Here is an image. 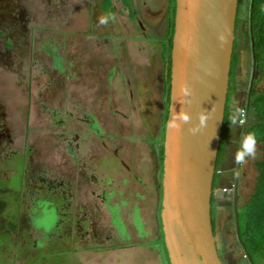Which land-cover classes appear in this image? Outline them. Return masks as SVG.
<instances>
[{
    "label": "flooded vegetation",
    "instance_id": "af4514ba",
    "mask_svg": "<svg viewBox=\"0 0 264 264\" xmlns=\"http://www.w3.org/2000/svg\"><path fill=\"white\" fill-rule=\"evenodd\" d=\"M88 2H90V0H44L45 5L51 6L54 14L59 17L72 13L75 8L80 9L79 14L81 16L91 14V10L89 12L86 8V3L88 4ZM28 10L29 9L23 5L22 0H0V27L3 29L6 27V24H9V31L13 33L20 30L25 37H28L31 32L30 24L35 17L33 14L31 15ZM45 13H48L47 8L45 9ZM138 16H136V18L134 17V20L138 22L141 30H144L148 33L149 37H152V35H150L152 33L147 24V20L143 22L138 19ZM238 24L239 22L236 23L235 40L237 50L239 46L237 37ZM148 31H150V33ZM164 42L165 40H163L162 48L164 47ZM27 45L30 47L33 44L30 45V43H27ZM46 47L48 51L45 57L41 58L43 61V73L51 75V67L55 65V55L51 51V46ZM242 51H245L244 48ZM253 65L254 62L248 74L247 94L250 92H264V82L261 81L262 79H259V75H257ZM47 81L49 82L44 84V91L40 94L41 99L39 97V100L36 101V108L43 116H50L51 123L54 124V126L50 125L49 127V134L51 135L49 139H42L37 143L35 142V144H30L28 142V129L25 151L23 152L15 149L13 145H11V142H9H13V140L10 139L7 114L3 111V108H0V134L5 135L6 138L4 142L0 141V172L3 173L0 175V258L3 257L0 264H9L12 260H14L15 264V261L21 257L23 258V262L32 259L34 264H41L44 261L41 255L42 251H47V249L50 248L51 240L55 239L56 236L65 239V242H67L69 246H73L74 244L76 247L72 250L78 252L82 249L102 250L107 246V242L111 243L110 248L125 246L112 241L114 240L113 231H111L108 226L104 227L101 225L100 214L102 212L100 210L102 209V204L109 210L111 226L117 234L119 233L121 240L127 243L130 240L126 221L120 212V207L123 203H115L118 201L116 197H119L120 194L123 195V192L115 188L108 190L104 185L98 186L99 169L97 163L96 167H90L93 171L90 170L89 172L87 171V173L84 171V169H86L84 165L88 164L92 166V162L89 164L87 161L88 152L96 150L104 154V148L108 149L106 152H109L110 144L107 143L105 139L106 135L103 134L102 127L100 126L101 123H99V120L97 121L98 118L89 115V113L82 114L75 119L73 117V112H70L66 108V87L59 85V81ZM32 102L33 101L29 103L30 109L32 108ZM49 103H53L51 107ZM163 115L165 116V114ZM92 134L98 137L100 143H95L93 141L94 139H90ZM115 135L117 134L112 136L109 135L110 137L108 136V139L111 138V140L116 141L117 137H115ZM52 148H55V150L56 148L59 149L61 153L60 160L55 161L49 159L48 154ZM2 149H4L3 152H1ZM111 152L114 155L110 156L107 153V157H104V155L101 156V154L99 157V160L100 158L107 159V163H109L110 167L107 174L113 170V164L119 165L120 163L122 168L126 165L129 170V165L125 162L124 157L119 158V150L116 148ZM16 158L21 159L15 163L12 162L15 161ZM76 162L78 164L82 163V167H75ZM244 162H241L242 164L240 165L239 172V163L237 162L238 164L235 166L236 174L239 179V199L237 203H235L234 189L230 192L224 190L228 197L227 203H230V205L226 207L221 205L220 207L222 212L229 211V218L233 219H231L233 228L231 230L229 229L228 232H233L236 234L237 238L239 208L253 193L248 194L246 198L244 196V188H246L250 182L247 180L249 177L248 172L252 170L251 166L257 169V165L251 161L248 162L247 158ZM159 164L161 167L160 159ZM248 165L251 168L250 170L249 167H246ZM11 167L14 169V174L9 177L6 175L5 170ZM118 169L119 166H117L116 171L119 174L121 171ZM113 173L115 172L113 171ZM78 175L84 177V179H81L78 183L80 186H90V193L87 196L83 195L84 197H82L81 193L74 192L75 188H77L76 181ZM14 176H17L21 180L22 185L20 191L22 192V196H20L18 200H9L4 198L2 194L9 190L5 182L11 180ZM136 176L139 180V176L137 174ZM162 177L163 170L160 182L161 194ZM236 178L237 177L234 176V180L229 187L235 185ZM94 181L95 186H92ZM108 181V184L112 183L111 180L108 179ZM79 185L78 187H80ZM222 188L224 189L225 187ZM213 197L215 198V196ZM115 199L117 201L114 202ZM111 200H113V202ZM140 210L141 208L136 207L133 216L134 224L140 231L139 235L143 236L142 234L146 233V231L143 228L142 217L139 213ZM215 210L217 211L216 203ZM6 211V217L3 216L2 218V212L4 213ZM160 211L161 205L159 214ZM38 221L49 223L51 227L47 229L44 227L38 228L36 227ZM160 225L162 232V222ZM215 235L219 255L223 264H240L243 261V257L242 255L240 257L236 255L238 250L236 243H230L226 251L221 249L217 239V222L215 225ZM162 236H164L163 233ZM162 236L158 238L160 241H163ZM11 248H13V250H11ZM23 262L21 264H23Z\"/></svg>",
    "mask_w": 264,
    "mask_h": 264
},
{
    "label": "crops",
    "instance_id": "0c3cea01",
    "mask_svg": "<svg viewBox=\"0 0 264 264\" xmlns=\"http://www.w3.org/2000/svg\"><path fill=\"white\" fill-rule=\"evenodd\" d=\"M22 1L31 15L35 16L30 24V35L25 37L20 30L12 33L8 30L9 24H6L3 29L0 27V108H3L9 121L10 139L13 140L9 142L15 149L25 151L28 120L32 113L29 103L34 97L36 101L39 100L38 97L41 94L39 86L46 79L59 81V85L66 87V108L73 112L75 119L89 113L91 116L104 120L101 127L103 134L106 135L107 143L110 144L108 136H112L113 130L109 129L112 126L108 125L107 120L113 118L115 124L122 120L125 97L129 96V102L137 101V95L134 92L129 93L128 89L132 86L140 88L148 86L150 78L154 75L155 50L149 48L150 44H156L152 40L153 37H149L147 32L141 30L123 0H114L116 12L120 16L133 20L132 26L126 20H121L118 15L115 21L101 24L99 16L92 15V0L86 3V8L89 12L91 10V14L81 16L80 9L75 8L72 13L61 17L55 15L52 7L45 5L44 0ZM142 2L149 28L155 32L163 25L167 27L171 0H143ZM46 8L48 13H45ZM165 36L166 29L164 37L160 39L165 40ZM27 43L33 45L29 47ZM159 44L162 46L161 43ZM46 46H51V51L55 55V65L51 67V75L43 73L41 58L45 57L48 51ZM141 54L146 57L143 63L139 60ZM244 72L245 64L242 62L241 66L237 67L238 80L243 78ZM247 73L244 78H248ZM232 100L234 104H237L238 110L247 107V95L242 88L233 93ZM242 132L243 126L231 123L221 161L222 167L219 168L221 187H229L234 180L232 170L237 164L235 155ZM5 140V135L0 134V141ZM256 144L255 157L247 158L248 162L251 161L254 164L264 157V144L259 141H256ZM104 149L105 153L101 156L107 157L108 149ZM3 151L4 149L1 150ZM96 163L99 169L98 186L104 185L110 190L112 184H108L107 171L110 166L107 159L94 160L91 163L92 166L84 165L86 168L84 171L89 172L90 167H96ZM113 165L111 174L117 171L118 164ZM227 165L229 168L225 169ZM80 166L82 167V163L76 162L75 167ZM5 173L10 177L14 174V169L7 168ZM257 174L258 172L255 175ZM144 176L146 178L139 181L142 186H146L145 190L150 188L155 190L154 170L151 171L148 168V171L142 174V177ZM81 179L84 177L78 175L77 188L74 192H79L84 197L89 195L90 186H80L78 183ZM92 186H95V181ZM216 201L220 203L221 199Z\"/></svg>",
    "mask_w": 264,
    "mask_h": 264
},
{
    "label": "water",
    "instance_id": "95a60500",
    "mask_svg": "<svg viewBox=\"0 0 264 264\" xmlns=\"http://www.w3.org/2000/svg\"><path fill=\"white\" fill-rule=\"evenodd\" d=\"M239 2L175 0L160 211L170 264H223L213 226L212 198L226 197L222 187L214 188V180L230 90ZM246 130L247 123L242 137ZM234 198L237 203L238 176ZM250 262V258H243L240 264Z\"/></svg>",
    "mask_w": 264,
    "mask_h": 264
},
{
    "label": "rangeland",
    "instance_id": "374dc122",
    "mask_svg": "<svg viewBox=\"0 0 264 264\" xmlns=\"http://www.w3.org/2000/svg\"><path fill=\"white\" fill-rule=\"evenodd\" d=\"M117 1V0H116ZM124 2H131L132 8L134 11L133 18L138 16V19L143 22L145 19V12L143 8V0H135V4H133V0H123ZM93 2V10L92 15L99 18L108 17V21H115L116 16L118 15L121 20H126L131 26L133 24V20L128 17L120 16L116 12L115 2L114 0H92ZM250 0H242L240 7V16H239V24H238V58L239 64H245V73L249 72L252 69V59L253 55L251 54V36L249 32V9H250ZM138 14V15H137ZM95 17V18H96ZM114 17V19L112 18ZM166 25L162 26L159 30L156 29L155 32L151 29L150 35L153 37V41L156 44H150V49L155 50V61H154V75L150 78V83L148 86L144 87H131L128 89L129 93L134 92L137 96L136 102H129V96L125 97L124 104V113L123 119L117 121L115 124V119H108V125L112 126L109 129H112V135L116 133L115 137H117L116 141L108 139L110 142L109 152H107L110 156L112 154L113 149L119 150V158L124 157L125 162L129 165V170L126 165L122 168V165L119 163V174L118 172L107 174L109 180L112 181L111 189H117L122 191L123 195H119L115 199L116 204H121L120 212L126 221L128 232L130 234V240L128 243L126 241L121 240L119 233L112 228L111 226V216L109 210L105 205H101L102 209L100 210L102 213L100 214V222L102 226H108L111 231H113L114 242H118L120 245L110 248L111 243L107 242V246H105L102 250H80L73 251L72 249L76 246H69L68 243L65 242V239L61 237H55V239L51 240L50 248L47 251H42V256L44 261L41 264H168V259L166 256V249L163 241L158 239L161 238V221H160V205H161V174L162 170L159 164V153H160V141H161V133L163 129L164 115L166 111L165 99H166V87H165V74H164V61L161 54H163V50L161 52L162 46L159 44H163V40L160 38L164 37ZM150 31H148L150 33ZM244 48L245 51H242ZM242 54H240V53ZM242 56V57H241ZM145 56L139 57L141 63H143ZM129 59V57H128ZM126 60V58H125ZM242 60V61H241ZM126 63V61H125ZM129 65V63H128ZM142 66V65H141ZM237 66V67H238ZM135 69V67H134ZM241 78L238 80L237 76L235 77V86L236 90L242 88L247 95L246 87L248 84V78ZM264 82V78L261 80ZM46 79L43 81L41 86H39V90L44 91V84H47ZM43 85V87H42ZM35 88V86H34ZM38 89V88H37ZM133 89V90H132ZM235 90V91H236ZM126 91V88H125ZM127 92V94H128ZM235 93V92H234ZM41 96V95H40ZM39 96V97H40ZM126 96V93H125ZM38 97V99H39ZM41 99V97H40ZM53 103H49L51 107ZM32 113L29 117V138L28 142L30 144H35V142H39L42 139H49L51 135L49 134V127L53 125L50 120V116H43L40 111L37 110V103L34 97L32 102ZM230 109L235 113L238 110L237 104L233 103L232 96L229 101ZM235 111V112H234ZM99 123L104 124V120L98 118ZM106 121V120H105ZM101 126V125H100ZM117 127V128H116ZM114 130H118L117 132ZM114 132V133H113ZM111 136V135H110ZM109 136V137H110ZM114 137V138H115ZM90 139H94L95 143H100L98 137L92 134ZM155 140V141H154ZM154 141V142H153ZM121 145V146H120ZM101 151H90L87 154V161L90 164L94 160H99ZM49 159L58 161L61 159V153L59 149L52 148L48 154ZM19 159H15L17 162ZM238 162V161H237ZM244 162V161H243ZM19 163V162H18ZM155 164V165H154ZM238 164V163H237ZM236 164V166H237ZM242 164V163H241ZM246 165V163L244 162ZM219 167H222V162H220ZM250 165V164H249ZM246 166V167H249ZM148 168L151 171L154 169L155 172V180H153V184H155V190L150 188L145 190L146 186L141 184L139 180H137L136 174L140 179L146 178L142 177V174L148 171ZM227 165L225 169H228ZM252 170L248 172L249 184L244 188V196H248L254 191V186L256 182V168L251 166ZM249 167V170L251 169ZM231 169V168H230ZM93 171L92 168H90ZM234 176L237 177L236 167L234 168ZM139 181V182H138ZM219 182V181H218ZM6 187L9 188L7 192H4L2 195L6 199H17L22 196L21 190V180L14 176L11 180L5 182ZM219 187H221V183L219 182ZM145 187V188H144ZM216 184L215 189L219 188ZM226 197L222 198L220 203L216 201L217 211L215 210L216 222H217V239L223 251L228 249V245L230 243L237 244V256H243L244 251L236 234L233 232H228V230L233 228L232 218H229V211L222 212V206H229L230 203H227L228 199ZM94 199V198H92ZM92 201V200H91ZM113 202V200H111ZM232 203V202H231ZM136 207L141 208L139 211L143 228L146 233L140 236V231L134 224V216L133 212L136 210ZM7 211L2 212L1 217H6ZM232 219V220H231ZM11 247V246H10ZM13 250V248H11ZM5 256V255H3ZM3 258V257H2ZM0 258V263L1 260ZM23 262V258H19L15 261V264H21ZM9 264H14V260L10 261ZM23 264H34L32 259L24 261Z\"/></svg>",
    "mask_w": 264,
    "mask_h": 264
},
{
    "label": "trees",
    "instance_id": "16d2710c",
    "mask_svg": "<svg viewBox=\"0 0 264 264\" xmlns=\"http://www.w3.org/2000/svg\"><path fill=\"white\" fill-rule=\"evenodd\" d=\"M239 2L237 23L239 22L240 7ZM132 17L135 14L131 2H125ZM249 9V32L251 36L252 55L254 62V69H256L259 79L264 78V0H250ZM175 13L176 5L175 0L171 1L169 9V17L167 20L166 36L163 47V61H164V76L166 86V111L164 116L163 131L161 137V148L159 159L163 170L164 160V138H165V125L169 113L170 94H171V50L173 47V34L175 28ZM255 56V57H254ZM239 64L238 52L236 45L234 46V53L232 58V69L230 76V90L228 94V102L223 124V132L221 144L219 147L217 168L215 173L214 186L218 184L220 178L219 164L225 152V143L230 131L231 120L236 113L230 109L229 101L233 96L234 91L237 89L235 86V77L237 73V66ZM250 98V100H249ZM248 101L250 104L248 105ZM247 110L249 120L247 122L246 135L253 133L256 141L264 144V92H250L247 94ZM258 175L254 186V191L250 198L239 208L238 212V239L243 251L252 260V264H264V157L261 161L256 163ZM216 198H212V216L213 226L215 230L216 214H215ZM163 233V230H162ZM163 243L164 242V236ZM166 249V247H165ZM167 253V250H166ZM168 258V257H167ZM170 264V263H169Z\"/></svg>",
    "mask_w": 264,
    "mask_h": 264
},
{
    "label": "clouds",
    "instance_id": "9594fccd",
    "mask_svg": "<svg viewBox=\"0 0 264 264\" xmlns=\"http://www.w3.org/2000/svg\"><path fill=\"white\" fill-rule=\"evenodd\" d=\"M114 19V17H112ZM101 24H106L108 22V17H101ZM239 114V113H238ZM238 114L232 117L231 123L236 125L238 123ZM257 152V144L255 135L253 133H249L246 136H243L241 140L238 142V148L236 151L235 159L238 162H243L246 158L255 157ZM36 227H44L45 229L50 228L51 224L37 222Z\"/></svg>",
    "mask_w": 264,
    "mask_h": 264
},
{
    "label": "built area",
    "instance_id": "2783aa9c",
    "mask_svg": "<svg viewBox=\"0 0 264 264\" xmlns=\"http://www.w3.org/2000/svg\"><path fill=\"white\" fill-rule=\"evenodd\" d=\"M239 113V114H238ZM238 125L240 126H244L247 123V118H248V110L246 107L241 108L238 112ZM234 189V185H232L231 187H225L224 190L227 192H230L231 190ZM243 258H249V256L244 252ZM249 264H252V262H250Z\"/></svg>",
    "mask_w": 264,
    "mask_h": 264
}]
</instances>
